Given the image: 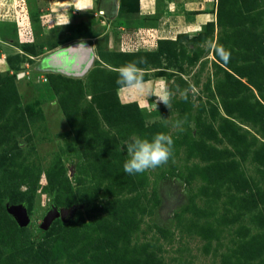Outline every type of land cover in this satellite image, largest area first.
Returning <instances> with one entry per match:
<instances>
[{
  "label": "rangeland",
  "instance_id": "obj_1",
  "mask_svg": "<svg viewBox=\"0 0 264 264\" xmlns=\"http://www.w3.org/2000/svg\"><path fill=\"white\" fill-rule=\"evenodd\" d=\"M111 1L120 17L95 15ZM212 1L195 33L156 43L137 0H0V264H264V0ZM105 20L114 43L90 42ZM78 43L90 68L47 77L40 59ZM140 58L159 69L149 91L120 94ZM158 132L169 162L126 174L124 142ZM23 203L21 227L7 206ZM53 206L75 210L45 230Z\"/></svg>",
  "mask_w": 264,
  "mask_h": 264
},
{
  "label": "crops",
  "instance_id": "obj_2",
  "mask_svg": "<svg viewBox=\"0 0 264 264\" xmlns=\"http://www.w3.org/2000/svg\"><path fill=\"white\" fill-rule=\"evenodd\" d=\"M107 10H104V13H95L96 16H108L106 18H111V20H115L116 18L121 16L120 2L111 1ZM115 3V4H113ZM97 0H93L92 7L98 6ZM117 6L116 9H113V5ZM138 11L137 15L140 16L143 22V25H140V19L132 20L133 28L137 29L141 32H145L146 36H150L152 38L151 41H156L159 43L161 41H172L176 40L179 36L190 34L196 32V30L203 27L209 20H211V15L213 16V12L208 10L213 7L212 0H137ZM73 6V4H72ZM106 21V20H105ZM108 22V26L105 29L103 34L99 36L90 38V42H97L103 36H108L110 41L116 40L114 34H110L112 29L113 22ZM147 22V24H146ZM105 23V24H106ZM134 31V30H133ZM136 31V30H135ZM129 32V31H128ZM131 32V31H130ZM142 34V33H141ZM79 46L74 47L73 49H68V51L64 52V49L56 53V57L51 59L52 57H45L40 59L39 67L44 68L45 70H49L48 72H63L66 71L71 73V75H80L79 69L83 68V71H87L90 68L89 65L86 69H84L86 65V61L90 55L94 56L95 52L92 49V52H89L86 44H80ZM85 45V46H84ZM94 48V44H93ZM124 51H126L124 49ZM92 63V62H91ZM54 69V70H53ZM80 69V70H81ZM152 70L144 71L145 73L156 72L159 69L151 68ZM84 71V72H85ZM153 76V75H151ZM152 79V80H151ZM156 78H149L147 82L152 85L150 91L155 89L158 85ZM120 94L124 95L123 91H119ZM138 97V96H137ZM126 102H131L126 99ZM138 100V99H136Z\"/></svg>",
  "mask_w": 264,
  "mask_h": 264
},
{
  "label": "clouds",
  "instance_id": "obj_3",
  "mask_svg": "<svg viewBox=\"0 0 264 264\" xmlns=\"http://www.w3.org/2000/svg\"><path fill=\"white\" fill-rule=\"evenodd\" d=\"M93 0H84L85 7H92ZM218 56L225 62L230 58V52L224 47L216 49ZM145 58L129 61L118 69L116 84L119 91L126 92L129 96L143 97L148 91L144 80V70L139 67L145 64ZM173 93L164 90L159 95L158 101L171 108ZM187 99V96H184ZM182 122L177 121L175 127H180ZM129 159L124 163V172L128 175L142 174L150 169H156L169 162L174 154V141L170 134L158 132L151 140L139 136L132 137L124 142Z\"/></svg>",
  "mask_w": 264,
  "mask_h": 264
},
{
  "label": "water",
  "instance_id": "obj_4",
  "mask_svg": "<svg viewBox=\"0 0 264 264\" xmlns=\"http://www.w3.org/2000/svg\"><path fill=\"white\" fill-rule=\"evenodd\" d=\"M79 46V44H75L74 46L72 45L71 47H69L70 49H73L74 47ZM68 51V49H64V52ZM92 56L88 58L85 57L86 61V65L84 67V69L87 68V66L89 65V61L91 60ZM81 69V68H80ZM79 71H83V68ZM7 210L8 212L18 221L19 225L21 227L26 226L29 221V215L27 212V208L25 206V204H15V205H8L7 206ZM75 207H71V208H58L56 206H53L51 208V210L48 212L47 216L45 217L43 223H42V228L47 230L51 227V225L53 224V222L58 219H66L68 218L71 214L74 213Z\"/></svg>",
  "mask_w": 264,
  "mask_h": 264
},
{
  "label": "trees",
  "instance_id": "obj_5",
  "mask_svg": "<svg viewBox=\"0 0 264 264\" xmlns=\"http://www.w3.org/2000/svg\"><path fill=\"white\" fill-rule=\"evenodd\" d=\"M21 56V55H20ZM14 58H16V57H14ZM158 67H160V66H158ZM151 69V68H150ZM51 73H53V72H47L46 74H47V77H48V74H51ZM3 202H4V198H2V196L0 195V203L1 204H3ZM10 214V213H9Z\"/></svg>",
  "mask_w": 264,
  "mask_h": 264
},
{
  "label": "bare ground",
  "instance_id": "obj_6",
  "mask_svg": "<svg viewBox=\"0 0 264 264\" xmlns=\"http://www.w3.org/2000/svg\"><path fill=\"white\" fill-rule=\"evenodd\" d=\"M81 44V43H80ZM85 46V45H84ZM90 66V65H89ZM54 70V69H53Z\"/></svg>",
  "mask_w": 264,
  "mask_h": 264
}]
</instances>
